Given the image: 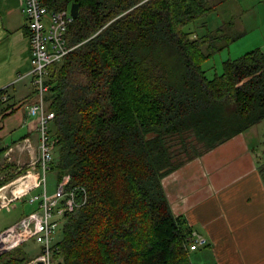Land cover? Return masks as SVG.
<instances>
[{
	"label": "trees",
	"instance_id": "obj_1",
	"mask_svg": "<svg viewBox=\"0 0 264 264\" xmlns=\"http://www.w3.org/2000/svg\"><path fill=\"white\" fill-rule=\"evenodd\" d=\"M228 1L40 0L79 4L65 34L72 49L49 67L44 97L55 115L50 170L83 200L64 217L57 264H190L191 228L163 178L264 119V52L207 78L202 63L243 32L234 18L185 29ZM12 167L0 186L21 173ZM28 261L20 248L0 254V264Z\"/></svg>",
	"mask_w": 264,
	"mask_h": 264
},
{
	"label": "crops",
	"instance_id": "obj_2",
	"mask_svg": "<svg viewBox=\"0 0 264 264\" xmlns=\"http://www.w3.org/2000/svg\"><path fill=\"white\" fill-rule=\"evenodd\" d=\"M22 4L0 0V44L12 38L16 55L12 64L0 55V90L7 97L0 108L6 109L0 113V145L11 149L28 140L29 153H35L36 120L27 114L30 78L21 85L25 78L15 81L30 62ZM29 70L30 65L22 75ZM253 126L162 180L173 212L206 239L188 252L190 264H264V162L253 160L245 137Z\"/></svg>",
	"mask_w": 264,
	"mask_h": 264
},
{
	"label": "built area",
	"instance_id": "obj_3",
	"mask_svg": "<svg viewBox=\"0 0 264 264\" xmlns=\"http://www.w3.org/2000/svg\"><path fill=\"white\" fill-rule=\"evenodd\" d=\"M22 12L25 16V32L30 49V70L19 74L17 80L30 78L32 96L28 99V117L36 120L37 157H31L30 170L14 179L10 184L0 186V210H9V205L17 199L36 205V209L23 214L16 222L0 232V254L9 252L25 242L36 239L40 253L26 264L40 261L42 264H57L53 259L56 247L53 238L60 230L66 214L72 213L83 200L77 201L75 189H66L67 178L56 184L55 191L48 194L46 172L50 169L53 156L51 123L54 112L46 108L44 97L48 92L47 76L49 67L60 62L72 49L67 45L65 34L72 21L69 9L51 10L40 0H22ZM0 100L6 101L5 94ZM28 151L31 145L28 140ZM19 188L12 192V197L4 189L15 183ZM206 244V239L196 233L188 237V252L197 250Z\"/></svg>",
	"mask_w": 264,
	"mask_h": 264
},
{
	"label": "rangeland",
	"instance_id": "obj_4",
	"mask_svg": "<svg viewBox=\"0 0 264 264\" xmlns=\"http://www.w3.org/2000/svg\"><path fill=\"white\" fill-rule=\"evenodd\" d=\"M70 8V7H69ZM234 18L235 29L242 31L243 35L232 42L228 48L221 50L212 57L206 59L202 63V69L205 70L207 78L213 77L215 74L222 72V63L227 59H236L246 52L254 49H261L264 52V0H230L227 3L220 5L214 14H210L206 17L198 19L185 27L186 30H197L198 33L204 31L202 27L203 22H207L209 28L216 27L224 19ZM13 39L10 38L4 44H0V55L8 61V64H12L14 59L15 50L13 48ZM16 43V42H14ZM27 60V59H26ZM30 65V62H29ZM29 65L26 62L25 70L21 71V74L28 71ZM0 75H2L0 73ZM17 76V75H16ZM15 81H18L17 79ZM29 79L25 78L19 85L28 83ZM16 84L15 86H18ZM5 102L0 100L1 103ZM249 141V149L252 154L253 160L256 162H264V119L258 124L254 125L252 129H249L245 134ZM246 139V140H247ZM10 139L7 140V143ZM24 142L20 143L18 147L9 149L0 159V177L3 175L1 170L4 166L10 164L12 170L20 171L15 178L2 184H10L14 179L27 173L30 170L31 157L34 159L37 157V151L35 153H29L27 145ZM56 159V149L53 151L52 161ZM51 169V168H50ZM46 172V188L48 194H52L56 188V176L53 171ZM263 171V170H262ZM261 171V172H262ZM18 182L7 186L4 191L8 197H12V192L19 188ZM36 209V205L27 203L24 199H17L9 205V210H0V232L7 226L16 222L23 214H28ZM61 237L60 231H58L53 241H57ZM20 250L26 254L28 259L36 257L40 253V245L36 239H31L25 242L22 246H18ZM15 248V249H16ZM14 250V249H13Z\"/></svg>",
	"mask_w": 264,
	"mask_h": 264
},
{
	"label": "water",
	"instance_id": "obj_5",
	"mask_svg": "<svg viewBox=\"0 0 264 264\" xmlns=\"http://www.w3.org/2000/svg\"><path fill=\"white\" fill-rule=\"evenodd\" d=\"M78 9H79V4L78 3H72L69 8L70 16L72 18L77 17L78 15ZM34 264H42L40 261H36Z\"/></svg>",
	"mask_w": 264,
	"mask_h": 264
}]
</instances>
